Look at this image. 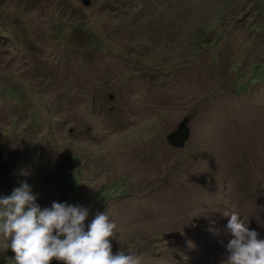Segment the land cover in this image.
Instances as JSON below:
<instances>
[{
	"label": "rangeland",
	"instance_id": "374dc122",
	"mask_svg": "<svg viewBox=\"0 0 264 264\" xmlns=\"http://www.w3.org/2000/svg\"><path fill=\"white\" fill-rule=\"evenodd\" d=\"M87 2L0 0V193L105 211L140 264H220L224 211L264 238V0Z\"/></svg>",
	"mask_w": 264,
	"mask_h": 264
},
{
	"label": "clouds",
	"instance_id": "9594fccd",
	"mask_svg": "<svg viewBox=\"0 0 264 264\" xmlns=\"http://www.w3.org/2000/svg\"><path fill=\"white\" fill-rule=\"evenodd\" d=\"M19 175L29 172L21 169ZM26 179L8 194L0 193V241L14 253V264H140L136 254L111 251L114 221L97 212L85 225L88 209L53 201L41 208ZM224 231L230 236L220 264H264V238L248 227L238 212L224 211Z\"/></svg>",
	"mask_w": 264,
	"mask_h": 264
},
{
	"label": "water",
	"instance_id": "95a60500",
	"mask_svg": "<svg viewBox=\"0 0 264 264\" xmlns=\"http://www.w3.org/2000/svg\"><path fill=\"white\" fill-rule=\"evenodd\" d=\"M84 0V5H87ZM190 137V131L185 122L179 124L177 129L167 136V143L173 148H183Z\"/></svg>",
	"mask_w": 264,
	"mask_h": 264
}]
</instances>
